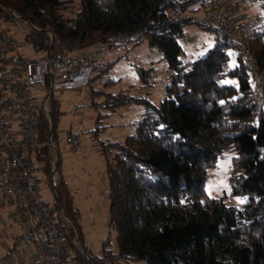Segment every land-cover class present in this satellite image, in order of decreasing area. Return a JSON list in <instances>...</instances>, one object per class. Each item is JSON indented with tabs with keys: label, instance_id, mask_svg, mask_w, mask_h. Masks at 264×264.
I'll return each mask as SVG.
<instances>
[{
	"label": "trees",
	"instance_id": "1",
	"mask_svg": "<svg viewBox=\"0 0 264 264\" xmlns=\"http://www.w3.org/2000/svg\"><path fill=\"white\" fill-rule=\"evenodd\" d=\"M192 1L0 0L9 15L13 9L41 28L26 35L41 53L85 51L96 40L112 42L142 30V37L169 63V83L160 103L125 92L91 91L96 107L116 110L138 101L144 112L125 139L100 143L109 182L108 225L116 232V247L108 235L101 255L87 258L78 252L72 258L77 264H264V26L257 29L255 24L244 41L252 67L262 76L258 88L241 45L217 27L203 26L216 37L206 53L188 61L180 58L179 37L194 21L170 14ZM50 113L58 134L60 102L55 94ZM49 126L43 117L41 139L48 138ZM43 150L38 159L49 173L52 158ZM226 150L233 152L231 193L246 197L241 207L225 195H210L205 187L209 168ZM65 183L61 177L56 204L60 200L76 223L79 212Z\"/></svg>",
	"mask_w": 264,
	"mask_h": 264
},
{
	"label": "built area",
	"instance_id": "2",
	"mask_svg": "<svg viewBox=\"0 0 264 264\" xmlns=\"http://www.w3.org/2000/svg\"><path fill=\"white\" fill-rule=\"evenodd\" d=\"M245 5L244 0H194L186 8L172 11L170 16L175 19L189 15L201 26H214L226 32L241 45L260 88L262 76L252 67L244 46L245 35L255 26V21L242 14ZM11 10L26 35L41 30ZM47 33L54 40V32ZM142 36L140 30L112 42L96 40L89 49L73 53H41L33 41L26 39L24 46L35 52L34 57H28L20 52L18 40L0 26V224L13 230L15 241L35 245L30 252H24L23 259L39 256L42 264H77L72 258L82 249L79 230L60 200L58 205L51 203L40 192L45 175L38 157L46 153L43 149L47 148L52 156L50 179L57 190V143L63 140L77 146L80 142L77 134L68 133L65 138L54 134L52 95L88 85L95 72L124 54L127 44L138 42ZM39 92H44L42 98L37 96ZM43 117L50 125L47 139L39 136Z\"/></svg>",
	"mask_w": 264,
	"mask_h": 264
},
{
	"label": "rangeland",
	"instance_id": "3",
	"mask_svg": "<svg viewBox=\"0 0 264 264\" xmlns=\"http://www.w3.org/2000/svg\"><path fill=\"white\" fill-rule=\"evenodd\" d=\"M244 1L247 19L255 21L257 29H261L264 26V0ZM9 10L10 15L5 9L0 12V26L18 40L21 53L34 57L35 52L24 46L26 33L15 20L13 11ZM179 41L183 47L180 58L184 61L192 60L214 46L215 31L196 22L188 23ZM234 56L232 53V63L235 60ZM115 59L112 67L92 79L91 84L55 93L60 102L58 134L63 138L68 133L77 134L80 140L77 146L63 140L58 141L57 185L62 177L79 212L76 223L74 222L80 234L79 247L84 248L86 254L90 256L101 255L103 240L108 235H111L113 248L116 247V232L114 230L110 232L108 225L109 182L106 156L100 149V143L125 139L128 134L135 131V123L144 112V105L138 101L124 103L116 110H109L104 106L96 107L92 103L91 91L95 88L118 94L125 92L135 97L145 96L155 103H160L165 97L169 83V63L161 50L150 46L146 37H142L136 43L127 44L126 52ZM138 66L149 72L141 74ZM37 96L42 98L44 92H39ZM232 156L233 152L226 150L219 157L217 164L209 168L205 187L210 195L216 197L225 195L229 203L241 207L246 197L233 195L229 182ZM52 160L49 173L45 171L44 163H40L45 175L40 192L46 200L55 203L59 192L58 186L55 190L50 179ZM11 232L12 229L0 224V264H27L28 261L23 259V254L25 251L30 252L35 247L34 244L19 241L10 252V258H6L10 244L14 243L13 240H6L8 233ZM82 249L79 248L78 252L85 255Z\"/></svg>",
	"mask_w": 264,
	"mask_h": 264
},
{
	"label": "crops",
	"instance_id": "4",
	"mask_svg": "<svg viewBox=\"0 0 264 264\" xmlns=\"http://www.w3.org/2000/svg\"><path fill=\"white\" fill-rule=\"evenodd\" d=\"M245 7L242 8V13L243 15L246 17L247 16V13H246V9H244ZM256 24V23H255ZM6 240H13L14 243L13 244H10V250L7 251L6 253V258H10L9 255H10V252L12 251V249L15 248V243H17V241H15L13 238H12V232L11 233H8V238H6ZM5 240V241H6ZM9 242V241H8ZM6 243V242H5ZM24 256V254H23ZM26 261H28L27 264H42L41 260H40V257L39 256H36L35 258H25Z\"/></svg>",
	"mask_w": 264,
	"mask_h": 264
},
{
	"label": "water",
	"instance_id": "5",
	"mask_svg": "<svg viewBox=\"0 0 264 264\" xmlns=\"http://www.w3.org/2000/svg\"><path fill=\"white\" fill-rule=\"evenodd\" d=\"M3 10V6L0 4V12H2Z\"/></svg>",
	"mask_w": 264,
	"mask_h": 264
}]
</instances>
